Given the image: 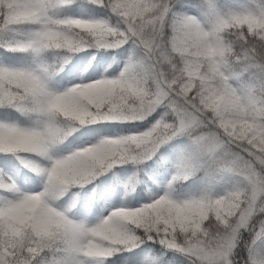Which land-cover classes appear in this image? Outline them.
<instances>
[{
    "label": "snow or ice",
    "instance_id": "snow-or-ice-1",
    "mask_svg": "<svg viewBox=\"0 0 264 264\" xmlns=\"http://www.w3.org/2000/svg\"><path fill=\"white\" fill-rule=\"evenodd\" d=\"M0 264H264V0H0Z\"/></svg>",
    "mask_w": 264,
    "mask_h": 264
},
{
    "label": "trees",
    "instance_id": "trees-1",
    "mask_svg": "<svg viewBox=\"0 0 264 264\" xmlns=\"http://www.w3.org/2000/svg\"><path fill=\"white\" fill-rule=\"evenodd\" d=\"M86 13L89 15H94L90 10L83 9ZM95 54L96 58L99 59V54L95 53V50H90V54H88L85 58L84 61H82V66L80 67L79 71L80 73H84L86 76H88L89 72L92 71V67L95 66V61L92 59V55ZM11 55V54H10ZM76 56H85V53H77L71 57V60H75ZM116 60L115 58H110L108 63L104 65V68H107L109 72L112 71H117V66H116ZM108 64H111V67H108ZM104 68L101 69V72L104 71ZM68 71V67H64V71L59 73V76L56 77L57 80H59L60 77L64 75L65 72ZM139 169H143V165L139 166ZM139 169L137 166L134 165H125L124 166V171H114L113 173H109L108 175L110 176V180L105 181V185H100L99 182L88 186L86 190H74L73 192H70L67 197L70 196L71 193H73L70 203L73 200H78V194L81 193H86L90 197V204L85 206L89 211L87 216L91 217L92 211L94 210V205L97 202L98 195L102 194L101 196V203L108 198L109 200L121 198V202L126 205H131L132 203H135L136 197H137V192H139L140 187L138 186L139 182ZM17 171H20L18 168ZM121 176H126V181L125 183L120 180ZM101 180H104V177L100 178ZM129 185L128 188V194H125V185ZM106 185H111V187H106ZM179 187V186H177ZM65 197V200L67 199ZM81 203L79 202L77 206L79 207Z\"/></svg>",
    "mask_w": 264,
    "mask_h": 264
},
{
    "label": "rangeland",
    "instance_id": "rangeland-1",
    "mask_svg": "<svg viewBox=\"0 0 264 264\" xmlns=\"http://www.w3.org/2000/svg\"><path fill=\"white\" fill-rule=\"evenodd\" d=\"M75 14L84 15V16H88L89 15L83 9L78 10ZM115 63H116L117 69H118V60H116ZM87 77L88 76H86L84 73L81 74L80 71H79L76 74L75 80L79 81L81 79H87ZM143 172L147 173V169L145 168ZM171 174L172 173L169 172V174L165 178H163V181L158 180L154 176H150V183H149V185L147 187L144 188L145 197L157 192L163 186V184L167 183V180L170 179ZM120 180L122 182H125L126 181V176H121ZM138 186L141 188L143 186V181H139L138 182ZM70 198H71V195L69 197H67V199H66V201L69 202V203H70ZM78 200L84 206H87L90 203V198H89V196L86 193L79 194L78 195ZM140 202H143V201H140ZM136 205H137V199L135 200V203H132L129 206H136ZM118 206H125L123 203H121V199L120 198L113 199V200L105 199L103 201V203L101 204L100 211L96 212L95 216H91V217L87 216V218L94 222V220L96 218H98L102 213H106V211L109 210L111 207H118ZM81 218H85V217H81Z\"/></svg>",
    "mask_w": 264,
    "mask_h": 264
}]
</instances>
